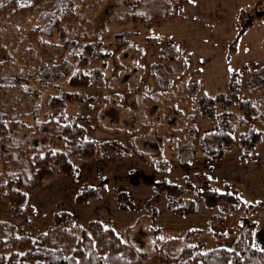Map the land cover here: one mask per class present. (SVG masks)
I'll return each instance as SVG.
<instances>
[{
	"label": "rangeland",
	"instance_id": "1",
	"mask_svg": "<svg viewBox=\"0 0 264 264\" xmlns=\"http://www.w3.org/2000/svg\"><path fill=\"white\" fill-rule=\"evenodd\" d=\"M39 17L0 16V78L23 83L0 91V111L9 115V139L0 142V250L11 237L37 238L57 226L52 243L68 245L99 221L145 253L144 264H161L156 237L165 253L181 252L190 231H200L196 243L205 251L232 250L250 222H264V125H239L245 100L264 113V0H76L51 37L34 33L44 25ZM87 45L104 57L86 53L81 65L76 56ZM78 69L93 76V87L68 85ZM204 92L231 102L228 130L236 128V138L255 130L262 142L252 150L237 144L218 160L206 155L200 139L222 116L200 115ZM69 93L80 100L56 121L76 120L92 145L59 139L49 101ZM46 147L66 152L74 172L55 167L40 186L24 189L26 199L9 203L6 177L21 174L33 188L30 160ZM85 191L96 194L80 204ZM171 199L190 213L171 211Z\"/></svg>",
	"mask_w": 264,
	"mask_h": 264
},
{
	"label": "trees",
	"instance_id": "2",
	"mask_svg": "<svg viewBox=\"0 0 264 264\" xmlns=\"http://www.w3.org/2000/svg\"><path fill=\"white\" fill-rule=\"evenodd\" d=\"M76 0H57L51 9H42V0H3L0 4V16L26 14L29 12H39L40 20L44 23L38 27L34 33L44 37H51L59 29L62 19L61 15ZM75 42L69 48H75ZM95 59L98 55L104 57L101 52L94 49L93 45H87L85 50L76 58L80 59L81 65L85 59V54ZM105 66V65H104ZM70 69L68 66L67 72ZM101 74L100 70H96ZM264 73V70H263ZM260 83L264 84V75L259 77ZM23 88L22 79L13 76L0 78V91L14 89L17 86ZM68 85L73 89H89L93 87V76H89L78 69L68 78ZM238 74L234 73L230 79V88L238 89ZM80 98L73 94L65 97L52 98L49 101V108L52 111V123L61 125L59 139L67 143L68 147L92 145L86 138L85 129L74 120L65 124H59L57 118L64 120L67 103L77 101ZM218 105L225 110L222 115H218ZM231 106V102L225 94H218L211 97L207 93H202L199 98L198 111L202 117L215 119L222 116V125H217L213 132L204 135L200 139V146L210 158L221 159L227 153L233 151L238 144L245 150H252L262 142L261 131L252 130L250 134H241L236 138L237 129L231 131L229 114L226 112ZM240 109L243 117L239 121L240 126L249 123H259L264 125V113L250 100L241 103ZM9 115L0 111V142L4 143L9 139V129L7 119ZM31 170L35 175L36 184L33 188L25 186L23 177L19 175H8L4 184L6 189L3 196L13 204V198L19 203L26 199L27 194L24 189L32 190L40 186L47 178L55 173V167L64 175H71L75 167L64 151H55L50 147L35 150L33 158L30 160ZM94 191H85L77 197V202L83 204L95 196ZM168 208L176 214L190 213L178 207L172 199L168 203ZM194 212V211H192ZM62 217H68L63 214ZM256 222H250L246 229L240 234L235 243L234 249H213L205 251L204 243L197 244L200 231H190L182 240L185 247L181 252L165 253L160 250L159 240L155 238V249L161 264H264V251L257 250L254 245V230ZM57 226L53 231H57ZM51 231L39 235L37 238L30 236L11 237L7 241V246L0 250V264H144L149 258L145 253L140 252L131 244L125 243L116 232L105 227L99 221H92L89 230H83L79 238L68 245L58 246L52 243ZM194 236V237H193ZM174 241V240H171Z\"/></svg>",
	"mask_w": 264,
	"mask_h": 264
},
{
	"label": "crops",
	"instance_id": "3",
	"mask_svg": "<svg viewBox=\"0 0 264 264\" xmlns=\"http://www.w3.org/2000/svg\"><path fill=\"white\" fill-rule=\"evenodd\" d=\"M253 245L257 250L264 251V222L258 221V225L254 230Z\"/></svg>",
	"mask_w": 264,
	"mask_h": 264
},
{
	"label": "snow or ice",
	"instance_id": "4",
	"mask_svg": "<svg viewBox=\"0 0 264 264\" xmlns=\"http://www.w3.org/2000/svg\"><path fill=\"white\" fill-rule=\"evenodd\" d=\"M231 251V250H230Z\"/></svg>",
	"mask_w": 264,
	"mask_h": 264
}]
</instances>
